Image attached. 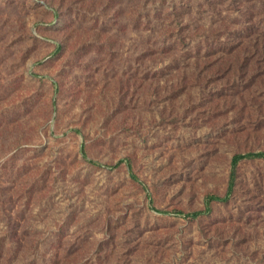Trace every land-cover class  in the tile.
Listing matches in <instances>:
<instances>
[{
  "label": "rangeland",
  "instance_id": "1",
  "mask_svg": "<svg viewBox=\"0 0 264 264\" xmlns=\"http://www.w3.org/2000/svg\"><path fill=\"white\" fill-rule=\"evenodd\" d=\"M170 2L0 0V264H264V157L196 219L148 208L203 209L264 152V10L227 13L251 54L205 74L151 52Z\"/></svg>",
  "mask_w": 264,
  "mask_h": 264
},
{
  "label": "trees",
  "instance_id": "2",
  "mask_svg": "<svg viewBox=\"0 0 264 264\" xmlns=\"http://www.w3.org/2000/svg\"><path fill=\"white\" fill-rule=\"evenodd\" d=\"M255 5H259L258 8L264 10V0H177V3L170 2L168 7L161 12L164 19L161 18L159 13L156 15L160 21L162 20V28L159 31L162 35H165L166 39L162 42L154 39L151 43V52L156 54L159 53L160 50H164L165 52L171 54L180 53L179 55L173 57L178 60L174 61L173 67L181 70L182 72H187L188 70L194 72L195 70H201L204 71L203 73L205 74H218L221 72L227 73L232 69H235L232 67L235 60H240L239 58L241 57L238 56L240 53L246 55L251 54V51L247 47L240 45L242 43V39L247 38L249 33L246 31L243 34H240L237 31H228L229 27L227 24L229 22L227 20V13L234 10L237 13L244 14V10L247 11L248 9H252ZM205 10L213 13L217 17V20L213 19V23L210 22L205 25L196 19L195 15L197 13H202ZM206 29H209L208 33L205 32ZM209 38H211L212 41H219L222 39L228 41L231 38L236 42V45L230 48L226 47L221 51H213L209 46ZM233 47H235V49ZM262 50L261 54L264 53V46L262 47ZM215 55L218 56L212 61V58ZM238 66L241 65L238 64L237 67ZM75 131L78 130L75 129ZM80 152L84 161L103 168L115 169L122 163H125L128 168L129 177L133 181H137L142 184L139 177L133 171L130 158H122L116 164L103 163L90 158L85 150L84 144H81ZM255 157H264V152L249 151L246 153L234 154L229 162L228 184L225 195L222 197L214 195L205 196L203 209L182 211L180 209L157 208L154 204L150 190L142 184L146 191L148 208L165 215L177 216L185 219H196L209 211V204L211 201L227 200L234 181L237 163L241 159ZM15 236L17 240L16 242H20L21 236ZM8 241V245H10L12 241L10 239ZM49 264L55 263L52 262Z\"/></svg>",
  "mask_w": 264,
  "mask_h": 264
}]
</instances>
